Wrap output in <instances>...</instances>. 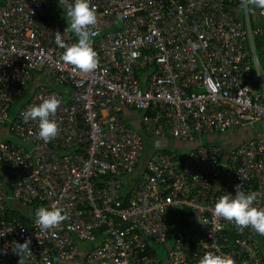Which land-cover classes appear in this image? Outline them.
<instances>
[{
  "label": "built area",
  "instance_id": "built-area-1",
  "mask_svg": "<svg viewBox=\"0 0 264 264\" xmlns=\"http://www.w3.org/2000/svg\"><path fill=\"white\" fill-rule=\"evenodd\" d=\"M91 5L98 66L85 74L61 59L55 33L65 44L78 37L52 0L0 1V124L17 138L0 140L8 181L0 176V264H18L12 242L29 237L24 264H198L217 249L236 264H264L263 236L214 216L217 199L235 195L237 184L264 193V10L253 26L240 0ZM35 74L55 86L44 79L8 119ZM50 95L61 100L59 134L45 142L25 113ZM128 109L139 112L140 127ZM258 125L229 149L202 141ZM143 134L191 145L183 154L153 145L142 161ZM53 204L68 219L42 232L35 212ZM255 204L264 207V196Z\"/></svg>",
  "mask_w": 264,
  "mask_h": 264
},
{
  "label": "clouds",
  "instance_id": "clouds-1",
  "mask_svg": "<svg viewBox=\"0 0 264 264\" xmlns=\"http://www.w3.org/2000/svg\"><path fill=\"white\" fill-rule=\"evenodd\" d=\"M241 8L247 12H254L256 9L264 10V0H240ZM61 5H66V16L70 20V29L78 37V41L72 44H65L62 34L55 33L56 41L64 49L62 61L74 66L82 73L93 72L98 66V54L92 46V38L95 37L94 29L98 24V17L95 6L91 5V0H60ZM61 100L55 95L43 98L39 105L29 107L25 113V120L38 121V139L49 142L59 134V127L53 117L56 115ZM155 146L159 148L161 142L155 141ZM264 193L251 191L246 193L242 190V185H235V195L225 192L220 196L214 205V216L223 218L243 231L251 228L256 233L264 235V207L256 206L258 197ZM35 224L40 230L49 231L58 228L62 222L68 219L67 210L57 204L51 207H39L35 212ZM200 223L201 218L197 216ZM31 238H25L23 243L12 242V250L19 257L18 264H24V257L31 254ZM6 254V252H5ZM47 264V260H46ZM198 264H236L231 255L216 251H207L203 254Z\"/></svg>",
  "mask_w": 264,
  "mask_h": 264
},
{
  "label": "rangeland",
  "instance_id": "rangeland-1",
  "mask_svg": "<svg viewBox=\"0 0 264 264\" xmlns=\"http://www.w3.org/2000/svg\"><path fill=\"white\" fill-rule=\"evenodd\" d=\"M0 1H3V0H0ZM52 2H53V6H54L52 10L59 12L60 16L63 19H66L64 12L62 11V9L59 6V3H58L59 0H52ZM259 46H260L259 49H262L264 46V35H262L260 38ZM259 53H260L261 57L264 58V53L263 54H262V52H259ZM32 88H33L32 83H30L28 88L25 89L21 93V95L19 97H17L16 99H14V101L10 104V106L8 108V119H13L15 117L17 111L20 109L22 104L25 103L28 100L29 96L31 95ZM130 124L134 125L133 123H130ZM237 132L241 133L243 136H245L247 134V132L244 131V127L241 126V127H239V129L226 130V131H223L221 133L203 135L202 141L204 143H209V142L219 143L224 148L229 149L230 146L232 145L231 143L235 142V137H239V134ZM252 135H254V134H252ZM249 136H247V137H249ZM166 139H167V147H169L171 149H175V146H174L175 138L168 137ZM142 140H143V144H144V154L142 156V161H144L145 158L150 153L153 145H155V141L159 140L161 142L162 139H161V137H158V136L150 137L146 134H143ZM170 241H172V238L170 239ZM86 243H90V242L87 241ZM157 247L161 251L167 250V244L160 243L157 245Z\"/></svg>",
  "mask_w": 264,
  "mask_h": 264
},
{
  "label": "crops",
  "instance_id": "crops-1",
  "mask_svg": "<svg viewBox=\"0 0 264 264\" xmlns=\"http://www.w3.org/2000/svg\"><path fill=\"white\" fill-rule=\"evenodd\" d=\"M261 18H262V16L259 13V9H256L254 12H249V20H250V23L253 26L257 25V24H260ZM44 79L48 80V84L52 83L55 86L54 82H52L51 79H49L47 77H42L39 74L33 75V78L29 82V84L33 83V85H32L33 88L32 89H34L37 85L42 83ZM29 84H28V86H29ZM127 115H128V117L131 118V122H129V123H133L135 126L137 125V127H140V125L138 126V118H139V112L138 111H134L133 109H128L127 110ZM242 127H244V131L247 132V134L245 136H243L241 133L237 132L239 134V137H235V142L231 143L232 145L230 147H232L233 145H235L239 141H241V140H243L245 138H248L247 136H249V135L252 136V134H254V135L258 134L261 131V128H262L261 125H258L255 129H250V128L246 127V126H242ZM237 129H239V128H237ZM9 133H10V131H9L8 127L6 128L5 126L0 124V140L1 139L2 140L7 139L9 137V135H10ZM161 139H162L161 140V145L167 146V139L165 137L161 138ZM190 145L191 144L188 141L184 142V141L175 139V142H174V146H175L176 150H179V152L182 153V154L186 152V150L190 147Z\"/></svg>",
  "mask_w": 264,
  "mask_h": 264
},
{
  "label": "trees",
  "instance_id": "trees-1",
  "mask_svg": "<svg viewBox=\"0 0 264 264\" xmlns=\"http://www.w3.org/2000/svg\"><path fill=\"white\" fill-rule=\"evenodd\" d=\"M54 12L58 13L57 11H54ZM257 40H259V37H257ZM259 42L260 41H257V43H259ZM263 53H264V51H263ZM46 82L48 83V81H46ZM32 85H33V83H32ZM49 85L54 86L52 83H49ZM1 125L5 126L6 128L8 127V123H6V122H4ZM9 134H10L9 137L6 140H8V141H16L17 140V138L11 132ZM163 148L165 150H168V151L169 150H175L176 151V148L171 149L167 146H164ZM177 151L179 152V150H177ZM180 154H182V153H180ZM0 176H2L5 179L6 183H8L7 178H6V173L4 171H0ZM10 214L16 216L21 221H27V218L25 217V215L23 214V212L19 208H12L10 211ZM261 236H263V241L261 243L263 244L262 247L264 248V235H261Z\"/></svg>",
  "mask_w": 264,
  "mask_h": 264
}]
</instances>
